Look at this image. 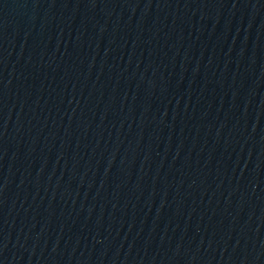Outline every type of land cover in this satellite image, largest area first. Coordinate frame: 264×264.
I'll list each match as a JSON object with an SVG mask.
<instances>
[{
	"label": "water",
	"instance_id": "obj_1",
	"mask_svg": "<svg viewBox=\"0 0 264 264\" xmlns=\"http://www.w3.org/2000/svg\"><path fill=\"white\" fill-rule=\"evenodd\" d=\"M0 264H264V0H0Z\"/></svg>",
	"mask_w": 264,
	"mask_h": 264
}]
</instances>
